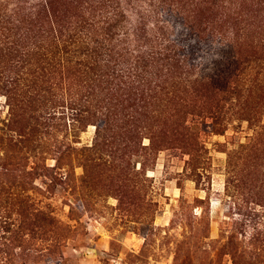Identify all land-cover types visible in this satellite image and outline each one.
<instances>
[{
	"label": "rangeland",
	"instance_id": "rangeland-1",
	"mask_svg": "<svg viewBox=\"0 0 264 264\" xmlns=\"http://www.w3.org/2000/svg\"><path fill=\"white\" fill-rule=\"evenodd\" d=\"M120 11L124 61L156 36L182 62L146 73L143 101L109 99L87 69L72 99L61 76L0 93V264H264V0Z\"/></svg>",
	"mask_w": 264,
	"mask_h": 264
},
{
	"label": "trees",
	"instance_id": "trees-1",
	"mask_svg": "<svg viewBox=\"0 0 264 264\" xmlns=\"http://www.w3.org/2000/svg\"><path fill=\"white\" fill-rule=\"evenodd\" d=\"M122 1L84 0L85 4H92L87 10L81 8L82 4L75 6L79 3L77 0L0 2V93L10 105L21 102L27 93L37 94L41 85L51 84L59 76L72 99L76 92H72L74 82L69 73L86 69L94 76L97 87L106 86L101 92L105 90L104 95L109 99L126 89H133L132 100L143 101L145 88L139 84L147 77L146 73L157 75L164 70L165 75H170L171 68L182 61L165 52L167 49L160 48L162 43L156 36L148 43L150 49L139 51L138 55L130 57V61H124L127 51L118 43L120 39L111 33L121 17ZM150 14L153 15L152 11ZM160 24L163 22H157L155 28H163ZM134 35L137 41L141 39L137 31ZM164 61L166 63L161 64ZM255 75L250 79L253 87L264 86V73L258 71ZM100 109L93 116L102 115L97 122H102L106 129L109 113L103 115ZM149 140L151 149L154 142L152 138Z\"/></svg>",
	"mask_w": 264,
	"mask_h": 264
}]
</instances>
